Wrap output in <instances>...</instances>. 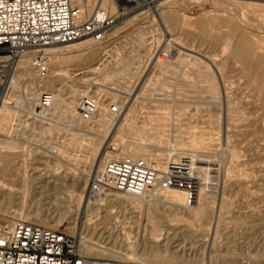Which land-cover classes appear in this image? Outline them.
<instances>
[{
  "label": "rangeland",
  "instance_id": "374dc122",
  "mask_svg": "<svg viewBox=\"0 0 264 264\" xmlns=\"http://www.w3.org/2000/svg\"><path fill=\"white\" fill-rule=\"evenodd\" d=\"M163 1L166 4L161 9L166 12L175 27L173 30L162 34L157 48L165 46V38L166 40L174 39L184 48L182 59H186L185 62H190V66H188L189 79L183 78L182 80L185 81H177L172 75L165 78V81L170 84L188 83V86L181 87L189 90L187 94L189 102L176 104V107L185 108L186 116L182 117L180 123L189 125V129H183L179 134L174 135L169 134L171 129L167 127L166 132L168 134L163 138L165 141H177L180 138L183 141H189L191 138L204 140V147L202 146L199 150L189 151L188 148H185L187 153H194L199 165L201 164L199 168L202 170L201 178L203 182L199 187V191L202 189L203 193L202 197L200 196L201 199L198 200V191L197 199L193 204L201 201V205L204 208L206 207L203 214L197 219L187 212L173 211V209L162 207V205L152 201V199L159 197L157 193L154 194L152 191L144 194L142 197L144 203H142L140 209L133 208L129 202L118 199L110 208V215L104 218V211H98L102 223L122 224L121 227L129 230L130 236H136V239L128 240L124 233L116 235L117 232H114V235L107 240V232L104 233L102 238L98 234L102 230L91 234L86 229L81 236L79 231H72L70 226L72 225L71 222L79 216V212L84 210L82 202L84 203V200L87 199L86 190L84 191V200L78 205L77 201L74 200L75 198L73 199L74 193L68 188L73 173L69 169L66 170L64 167H60L52 174L54 180L44 177L45 179L41 178L38 181L41 185L48 184L45 193L47 194L44 200L45 205L39 206L40 213L37 216H33V211H30L28 216L37 218L38 224L46 227L52 228L51 225L53 224V228L75 236L80 243L85 241L83 236L88 238L91 235L93 241L102 244L103 247H107L111 251L126 253L132 249H138L141 252L157 247L163 255L172 258L171 264L180 262L187 264H264V0H159V2ZM152 10L154 8L131 7L120 16L117 24L109 31L104 41L91 43L94 50L91 55H83L78 60L77 58H71V62L66 60L55 61L52 58L53 53L47 51L48 75H52V72L58 73L59 77L64 76L63 79L68 81L67 84L69 85H73L75 82L84 84L83 87H80L82 90L80 93L89 91L93 94L95 87L91 88V86L98 81L101 84L100 88L97 89L100 90L101 96H99L102 97V100L105 99V104L111 107L114 101L118 104L124 102L121 97H118V99L111 98L110 96L114 95L111 89L127 91L128 88L123 86L122 80L125 85H130L126 82V79L118 80L116 77H110V72L114 71V67H121L123 70L119 73L121 75L128 73L131 76L130 81L132 83L138 75L144 76L141 83L137 81L138 83L134 85V88L137 94L140 87L143 86V92L147 93L155 84L156 77L152 72L147 76L150 67L144 63V51L141 50V42L134 38L141 37L145 39L149 36V31L159 32L152 26L153 22L151 23L150 12ZM151 26L153 29H151ZM143 30H145L144 33L147 31L148 35L146 33V36L143 35L142 37ZM64 46L66 45H57L49 49L54 48L55 50ZM115 47L120 48L124 54L121 51L120 54L122 55L117 52L115 54L113 51ZM170 47L174 49L173 46ZM123 48L128 49V51L131 50L130 53L128 54V51ZM85 51L75 52L72 55ZM209 62L215 66L209 65ZM92 67L100 68V70L91 71ZM215 68L216 71H214ZM215 72L217 75H215ZM12 76L13 70L9 72L8 84L3 91V99L5 98L14 104L12 99H7ZM205 77L209 78L207 82L204 81ZM168 90L171 91V94L182 92L177 88H169ZM47 91L57 92L55 88H49ZM158 93L161 92L158 91ZM190 96H199V98L192 99ZM160 97L157 96L156 98ZM190 100H196L197 102L192 103ZM138 103L148 107L147 111H152L151 108L157 105L154 102ZM13 106L15 108L12 111V117L9 119L10 122L8 121L7 129L4 131L0 129V139L33 138L30 141H34V139L40 138L39 142L37 139L35 142L40 143L41 146H48L52 150L65 152L62 146H66L65 141L71 138L67 136L69 135V128H71L67 115L69 112L62 114L61 119L59 118L60 114H53L52 118L59 120V123L57 126H51L50 133L43 130V134L30 136L22 119L29 117L26 121L29 122L33 115H24L23 118L19 119L22 116L21 113L26 114L27 108L16 104ZM167 106H172V104H167ZM98 114L99 112L95 116L97 117ZM138 115L134 113L130 118L128 117L127 122L123 125L124 131L129 130L133 116L137 117ZM159 116L162 120H173V116L165 112H159ZM139 117L136 120L135 127L140 131L141 137H144V131L147 134L149 133V125L148 123H142L143 115H139ZM149 120H151L150 123L154 122L151 115H149ZM92 123L91 125L94 124L93 129L97 132L105 131L104 133L113 135V114H110L105 121ZM82 124L85 128L86 124L84 122ZM112 135L109 140L101 141L104 142L103 144L96 142L97 146L99 144V152H104L108 145L112 146V144L116 145L121 142L111 140ZM128 139L124 138L126 141ZM169 141L160 146L155 142L152 143L154 144L153 147L163 146L162 148H168L171 146ZM69 146L74 148V143ZM3 148L0 144V176L20 175L24 169V158L21 156L23 152L13 153L15 152L13 149ZM153 151L154 153L158 152L157 150ZM167 152V150L163 152V162H167L169 159L174 160L180 156V154H175L171 158L170 153ZM67 155L69 156V154ZM89 156L87 154L83 157ZM36 158L37 160H35ZM4 159L7 161L5 162ZM28 159L27 169L29 173L33 174L35 172L33 174L34 178L43 175L45 169L51 172L55 171L54 162L41 150L37 151L30 148ZM70 159L79 161L81 158L77 159L76 155H71ZM11 163L14 165L11 166ZM31 163L32 165H30ZM36 163H39V165ZM77 165L80 169L84 168V162L77 163ZM93 169L94 167L90 170L91 175L94 173ZM66 172L68 175L64 177ZM88 183L89 180L86 184ZM55 185L58 189H53ZM118 193L124 194L122 192ZM26 202L27 205L24 208L31 209L33 205L28 204L29 201ZM46 207L50 209L47 210ZM9 212L12 214L4 215L0 212V223L8 226V220L12 222L25 220L23 216L19 215L17 217L19 213H13V209ZM90 214L93 215L91 212ZM52 218H55V220L59 218L60 223L53 222ZM216 222L218 223L217 235L214 237L212 246L209 247L213 224ZM153 235L156 237L154 238ZM208 247L210 248V255L207 252ZM102 259L109 260L108 257Z\"/></svg>",
  "mask_w": 264,
  "mask_h": 264
},
{
  "label": "bare ground",
  "instance_id": "6f19581e",
  "mask_svg": "<svg viewBox=\"0 0 264 264\" xmlns=\"http://www.w3.org/2000/svg\"><path fill=\"white\" fill-rule=\"evenodd\" d=\"M165 4H166L165 1L159 2V0H157V3H156L157 7L155 6L156 9L154 8V10H152L150 12L151 23L153 22L152 26L155 28L156 31H159V32L153 33V31H149L150 34H149V36L145 37V39L141 38V37H137V38L132 37L134 39H138L141 42L140 43L141 50L144 51V59H145V60L143 59L144 63L146 64V66L149 65L148 67H150V71L147 74V76L149 74H151V72H152V74L155 75V77H156V82L153 85V87L151 89H149L150 91H147V93L143 92L144 87L141 86L139 91L136 94L134 85L136 83H138L137 81H140L139 83H141V80L143 79L144 76L138 75L136 77L135 81L132 83V81H130L131 76H129L128 73L127 74L125 73V75H121L119 73L120 71L123 70L121 67L120 68L114 67L115 68L114 71L110 72L111 73L110 77H116V79H118V80L119 79H124V80L126 79V82L130 83V85H125V82L122 80V83H124L123 86L125 88H128L127 91H122L120 89H113L112 90L111 88H108V89H111L112 93H114L113 96L109 95L111 98H114V99L117 98L118 99V97H121L124 100V102H121L118 104L114 101V103L112 104V105H118L119 111L117 113L113 114L114 129L110 127L111 129H113V135L111 134L112 135L111 140L121 141V142L117 143L118 145L112 144V146H110V145L106 146V148L104 149V152H99L100 151L99 147H98L99 144L97 146L96 142L98 141V142L102 143L101 141L109 140L111 135L104 133L105 132L104 130H103L104 132H97L96 130L93 129V125H94L93 123H95V121H97V122L98 121H105L107 118H109L110 114L112 115V113H110V107L107 104H105V99L102 100V97H100L101 96L100 90H97L98 88H100L101 84L98 83V81H96L92 84L91 88L95 87V91L93 94H91V92H89V91H86V93H84V92L80 93L82 91L80 89V87L84 86V84H82L80 82H75V84L69 85V84H67L68 81L63 79L64 76L61 78L58 76V73L56 74L55 72H52L53 73L52 75H50V74L48 75V73H49V71H48L45 75H41V73H39V70L34 66L33 62L31 63L32 53L25 52L19 58L16 59V61L14 62L13 76L11 77V80H10V89L8 91V94H7V99H12L14 101V104H12V102H11V104L9 105L8 103H10V102L4 98V102L0 108V129H3V131L5 129H7L6 127H7L8 121L12 117L11 114H12L13 109L15 108V106H13V105L16 104V105L24 106L27 108L26 114H23L20 112L22 114V116H20V117L18 116L19 119L23 118L24 115L25 116H28V114L33 115L29 122H26L29 117L27 119H22V121L25 124V127L27 126V129L29 131L28 134L30 136L35 135V134H41V133L43 134L44 133L43 130H45L46 133H50L51 129H52L51 126H57V124L59 123V120H54V118H52L53 114H57V113H58V115L60 114L59 118L61 119L62 114L69 112L67 115H68L69 121L71 123V128H69V131H68L69 135H67V136H70L71 138L67 139L65 141L66 146L65 145L62 146V148L65 149V152H61L59 150L58 151L52 150L51 148H48V146H41L40 143H38L40 138H36L38 142H35L36 139H34V141H30V139H33V138L0 139V144H2V146L4 147L3 149H5V147H8V149L10 148V149H13L15 151L13 153L23 152V153H21V154H23L21 156L24 158V160H23L24 161V164H23L24 169L20 175H17V176L1 175L0 176V212L1 213H3L4 215L12 214L9 211L13 209V213L14 212H17L15 214L19 213L17 215V217L20 215V216L25 217L26 221H33V222L38 223L37 218H32V216L31 217L28 216V215H30V211H33L32 212L33 216H37L40 213L39 206H42L43 204L45 205L44 200L47 196V194H45V193H46V188H48V186H47L48 184L47 185L46 184L41 185V184H39L38 181H40V179L44 178V177L54 180L52 174H54L56 172V170H58L60 167H64L66 170L69 169L73 173L71 175V177H72L71 181H70L71 183L68 184V188H70L72 190V193H74L73 199L75 198L74 200H76L77 201L76 203H78V205H79L85 198L84 197V195H85L84 191L85 190H86V195H87V185L88 184H86V182L91 177L90 170L94 167V169H93L94 172L99 171L102 168L104 162L108 159L119 158V157H122L125 155H129V156H133V157H143L147 160L153 161L154 165L157 168H163L166 164V162H163V152L165 150H167L170 153V157L173 158L175 154L181 155V154L187 153L186 152L187 149H185V148H188L189 151H196L197 149L199 150V148H201L204 145V143H205L204 140L196 139V138H191V140H189V141H183V139H181V138L179 140L176 139L177 141H169V140L165 141L163 138L165 135L168 134L166 132L167 127H170V129H171L169 134H174V135L179 134L183 129H185V130L189 129V125H187V124L182 125L180 123V120L186 114L185 108L176 107V104H183V103L189 102V100H187V98H189V96L187 95L189 93V90L182 89V87H181V86H188V83L187 84L186 83L181 84V82H178L175 84H170V83H167L165 81V78H168L172 75V76H174V78L177 81H185L182 79L183 78L189 79V77H190V75H189L190 72L188 73V66H190V64H189L190 62L189 61L185 62L186 59H182V57H183L182 53H183L184 48L176 40H174V39L166 40V38H165L164 48L167 49V51L169 52L168 57H166L164 59H157L156 56L154 55V52L156 53V50L158 49L157 47L159 45V41H160L162 34H165V32L173 30L175 27L172 23V20L169 18V16L166 14V12H163V10L161 9V7L164 6ZM101 6L110 13L115 11V4L110 0H101ZM143 13L146 14L145 12H143ZM153 27L151 29H153ZM139 31H141V30H139ZM144 31L145 30L142 31V37H143V35L146 36V33L148 35V32L146 31L144 33ZM92 42H98V41H94L92 39H87L86 41H84V40L82 42L80 41V43L76 42V43H72V44H67L64 47L59 48V49H55V50H54V48L53 49L47 48V49H45V52L49 51V52L53 53L52 58L55 61H59V60L70 61L71 58H77V60H78V58H81L83 55H91L93 53L94 50L92 49V45H91ZM162 44H163V42H162ZM233 45H234V43H233ZM170 46H173L174 49H171ZM50 48H52V47H50ZM123 49H125V48H123ZM85 50H87V51H85ZM125 50L128 51V49H125ZM79 51H85V52L72 55V53L79 52ZM113 51L115 52V54H116V52L120 54L121 50H120V48L115 47ZM130 51L131 50L128 51V54L130 53ZM232 51H233V49H232ZM121 53H123V52L121 51ZM120 55H122V54H120ZM142 55H143V53H142ZM115 56H117V55H115ZM46 57H47V53H46ZM119 57L121 58V56H119ZM47 61H48V58H47ZM208 64L211 66H215L211 62H209ZM192 65H193V63H192ZM194 67H195V65H194ZM90 70L91 71L92 70L93 71L94 70L99 71L100 68L92 67ZM214 71H216V68ZM60 74H61V72H60ZM102 75H104V74H102ZM215 75H217V73ZM218 77H219V75H218ZM205 78L206 79L205 80L203 79V80L207 82V80H209V78H207V77H205ZM94 80H95V78H94ZM85 86H86V84H85ZM49 88H55L57 92H50L53 94V100H52L51 106L46 111V116L41 117L40 115H36V113H35V110H36L35 107L37 104V96L39 93H41L43 91H47ZM169 88H172V89L177 88V89L182 90V92H180L178 94H171V91L168 90ZM102 90H103V88H102ZM211 90H215V89H211ZM158 91H160L161 93H158ZM218 93H221V92H218ZM102 95H103V93H102ZM157 96H159V97L161 96V97L156 98ZM78 97H79V99L82 97H92L97 101V104H98V111L97 112H99L97 117L95 116L97 113L89 120H82L78 116H76L75 109H76V105L78 104V101H79V99L77 100ZM191 98L192 99L193 98L198 99L199 96H192ZM190 101L192 103L197 102L196 100L195 101L190 100ZM111 102H113V101H111ZM138 102H140V103L141 102H147V103H149V102L153 103L154 102L155 104L157 103V105L152 107V108L150 107L154 111L153 110L147 111L148 107L143 106V105H139ZM167 104H172V106H167ZM159 112H165L166 114L172 115L173 120H171V121L162 120L159 116ZM134 113H137V115L138 114L143 115L144 117L142 119V123H144V124L148 123V125H149L148 126L149 127L148 128L149 133L147 134V132L144 131V133H143L144 137H141L140 131H138V129L135 127L136 126L135 125L136 120L140 118L139 115L137 117H134L135 116L134 115L133 119L132 120L130 119L131 122H130L129 130L124 131L123 125L127 122L128 117L130 118ZM149 115H151V117H153V120H154L153 123H150L151 120H149ZM23 122H20V123H23ZM83 122L86 124L85 128H83V126H82ZM91 123L93 125H91ZM20 125H22V124H20ZM43 126H45V127L43 128ZM97 130H100V129H97ZM0 134H1V132H0ZM124 138H129V139L126 141V140H124ZM168 141L171 143V146L168 148H166V147L162 148L163 146L162 147H157V146L153 147L154 144L152 142H155V144H159L158 146H160L161 144L168 142ZM65 142H63V144H65ZM73 143H74V148L69 146L70 144H73ZM30 148L35 149L37 151L41 150L42 152L46 153L49 156V159H51L54 162V170L55 171L51 172L48 169H45L44 174L41 173L43 175H40L39 177L37 176L36 178H34L33 174L35 172L33 174L31 172L29 173L28 169H27V161L29 160L28 159V152H29ZM83 148H85V149L83 150ZM153 150H157L158 152L155 151L156 153H154ZM67 154H69V156ZM87 154H89L90 156L89 157H83V156H86ZM71 155H76L77 159L79 157L81 159H79V161L72 160V159H70ZM3 156H5V154H3ZM37 157H38V155H37ZM212 157H213V155H212ZM19 158H17V159H19ZM30 158H32V157H30ZM8 160H9V158H8ZM35 160H37V158ZM4 161L6 162L7 160L4 159ZM44 161H46V160H44ZM48 161H50V160H48ZM83 162H84V166H83L84 168L83 169L78 168L77 163H83ZM45 163L47 164L48 162H45ZM36 164L39 165V163H36ZM210 164H212V163H210ZM13 165L11 163V166H13ZM30 165H32V163ZM46 166H48V165H46ZM22 167H21V169H22ZM205 168H203V169H205ZM13 169H14V167H13ZM10 172H11V170H10ZM13 172H15V171H13ZM89 172H90V174H89ZM67 175H68V173L66 172L64 177H67ZM56 188L58 189V187L55 185L53 189H56ZM152 191L154 192V194L157 193V195L159 196L157 199L156 198L152 199V201L157 202L158 204L162 205V207L164 206L166 208L173 209V211L176 210V211H181V212H187L192 217L197 218V219H198V217H200V215L203 214V210L206 208V207L204 208L201 205V201L199 203H196V204L187 205L185 192L182 189H167V190H163V191L154 189L151 191H145L144 193H141V194H130V193H125V192H122L124 194H120V193H118L120 191L116 192V190H107L98 197H90L87 195V199L84 200V203L82 202V207H84V210L79 212V216L71 222L72 225L70 224L71 225L70 228L74 232L76 230L79 231V234L81 236H82L83 231L86 229V230H89L91 232V234L98 232V230H102L100 233H98L99 236L102 238L104 236V233L107 232V234H108L107 240H109V238H111L114 235L113 234L114 232H117L116 235H118L120 233H124V235L127 236L128 240H130V239L132 240L134 238L136 239V236L135 237L130 236L129 230H125L124 227H121L122 224L118 225L117 223H109V222L108 223H102L101 218H99V212L98 211L99 210L104 211L103 217L105 218L107 215L111 214L110 208L113 207V203L118 199H122L126 202H129L133 208L140 209L142 206V203H144V201L142 200V197L144 196L145 193L152 192ZM202 193H203L202 189H200L198 200L201 199ZM26 201H29L28 204L33 205V207L31 209L24 208L25 205H27ZM85 201H86V203H85ZM80 208H81V206H80ZM49 209L47 208V210H49ZM89 210L91 213H93V215L90 214ZM217 210L219 212L218 208H217ZM213 212H215V211L213 210ZM25 213H26V215H25ZM14 215H12V216L15 217ZM213 215H214V213H213ZM215 218H213V219H215ZM52 219H53V222L56 221V222L60 223L59 218H58V220H55V218H52ZM52 219H51V221H52ZM15 221L12 222L11 220H8L7 221L8 227H11ZM215 221H217V220H215ZM51 226L53 228L54 225L52 224ZM217 227H218V223L216 222L215 224H213V230H212V233L210 235V240L208 239L209 240V244H208L209 247L212 246L211 244L215 239L214 237L217 235L216 234ZM53 229H57V228H53ZM83 237H84L85 241H81V243L79 242L80 251L81 252L83 251L82 253L84 255L90 256L93 258H99L100 257V259H102L103 257H108L109 260H122V261L145 263V264H171L173 261L171 257H169L167 255H163L162 251H159L157 249V247L156 248L153 247L150 250H142L141 252L136 248L137 250L132 249L126 253L125 252L120 253L117 251H111V250L107 249V247H103L102 244H100L96 241H93L91 235L88 238H86L85 236H83ZM153 237L155 238L156 236L153 235ZM209 247L207 248V252L210 255V248ZM181 251L183 252L184 250H181ZM176 264H187V263H181L180 262V263H176Z\"/></svg>",
  "mask_w": 264,
  "mask_h": 264
},
{
  "label": "built area",
  "instance_id": "2783aa9c",
  "mask_svg": "<svg viewBox=\"0 0 264 264\" xmlns=\"http://www.w3.org/2000/svg\"><path fill=\"white\" fill-rule=\"evenodd\" d=\"M110 1L115 4L112 13L101 6V0H0V108L9 72L23 53H32L34 66L45 75L48 72L45 49L85 39L102 42L131 7L151 9L157 3V0ZM168 55L164 47L155 53L157 59ZM52 100V93H39L36 115L45 117ZM75 111L80 119L89 120L98 111L97 101L82 97ZM118 111V105L110 107V113ZM200 165L196 155L190 152L169 159L163 168H157L153 161L143 157L111 158L91 175L87 195L98 197L107 190L141 194L154 189H182L190 205L196 201L203 182ZM0 264L145 263L86 256L80 251L75 236L33 221L16 220L11 227L0 223Z\"/></svg>",
  "mask_w": 264,
  "mask_h": 264
}]
</instances>
